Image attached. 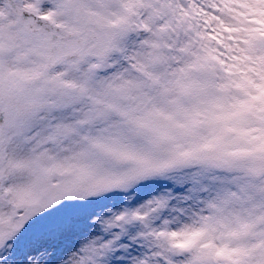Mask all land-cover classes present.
Listing matches in <instances>:
<instances>
[{"label": "snow or ice", "instance_id": "obj_1", "mask_svg": "<svg viewBox=\"0 0 264 264\" xmlns=\"http://www.w3.org/2000/svg\"><path fill=\"white\" fill-rule=\"evenodd\" d=\"M0 264H264V0H0Z\"/></svg>", "mask_w": 264, "mask_h": 264}]
</instances>
